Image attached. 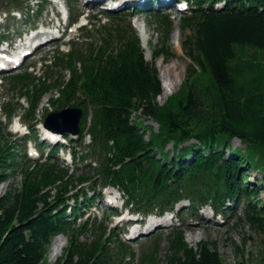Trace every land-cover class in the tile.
I'll list each match as a JSON object with an SVG mask.
<instances>
[{
	"label": "trees",
	"instance_id": "obj_1",
	"mask_svg": "<svg viewBox=\"0 0 264 264\" xmlns=\"http://www.w3.org/2000/svg\"><path fill=\"white\" fill-rule=\"evenodd\" d=\"M207 1L219 0H195L198 9L183 18L182 29L191 31L183 42L191 63L183 93L171 102L160 103L164 89L159 70L146 59L137 31L121 24L125 14H114L120 23L97 44L74 43L71 51L58 55L70 71L68 79L59 73L51 81L42 80L27 69L6 76L30 100L29 117L53 89L60 96L54 104L87 109L85 123L91 108L90 155L102 161L94 173L72 174L52 157L33 161L24 154L21 166L16 150L21 144L0 122V183L22 172L20 186L11 185L0 196V264H45L53 237L62 231L71 238L59 264H123L127 248L120 244L115 251L103 237L104 226L100 232L91 229L93 238L83 240L87 224L76 229L68 219V196L77 199L73 215L85 201L79 200L83 187L69 192L90 181L93 186L120 185L146 208L171 206L185 197L194 213L207 201L218 211H235L246 200L247 218L264 232V206L258 200L264 178L255 184L250 175L253 169L264 173V60L258 58L264 54V0H225L221 10L204 8ZM156 16L161 41L151 45L154 57L170 58L173 23L164 14ZM147 118L159 121L158 132L145 124ZM236 137L245 150L233 148ZM78 142L83 144V135ZM171 142L172 149L166 150ZM80 156L85 159L83 152ZM229 198L236 207L225 203ZM261 255L254 264H264V251ZM164 263L225 260L216 242L202 240L194 248L176 229ZM149 264L162 263L155 259Z\"/></svg>",
	"mask_w": 264,
	"mask_h": 264
},
{
	"label": "rangeland",
	"instance_id": "obj_2",
	"mask_svg": "<svg viewBox=\"0 0 264 264\" xmlns=\"http://www.w3.org/2000/svg\"><path fill=\"white\" fill-rule=\"evenodd\" d=\"M36 1H34V4H36ZM55 2L53 1L50 5H48V8L42 15V18L50 22L53 20L54 24H57L59 19L56 15L55 9H54ZM77 7L81 9V12L84 14H89L88 20L90 23H92V28L94 30V40H97L100 38V33L98 31L103 30V27H114V20L104 15L98 7H87L85 0H80L77 3ZM175 10H177L175 8ZM7 13H4L2 11V7L0 6V32H2L3 28L8 27H15L18 32L23 31L26 28L25 23L23 22V14L21 16L12 17L11 15L6 16ZM181 16V15H180ZM175 16H172L174 19V29L170 35V58H164V57H154V51L150 48L149 41L159 44L160 42V35L157 33L156 29V21L153 18L147 17L146 15H137L132 17L131 23L136 27L137 25L140 27V21L137 19H142L143 23L145 22V28L148 31L147 33V39L144 40L143 45L145 48V56L146 59L150 63H154L157 65V68L160 73V78L162 81L164 93L159 98V101L161 104L167 103V101L170 99V102L172 99L178 98L177 95L184 90L185 88H182L183 84L187 80L188 77V69L191 63V59L183 50V42L186 40V34H190L191 31L187 30L186 32L182 29L181 26V17L177 18ZM141 20V21H142ZM4 26V27H3ZM137 26V27H138ZM136 27V28H137ZM138 27V28H139ZM141 29V27H140ZM139 30V29H138ZM149 34V35H148ZM75 35V33H73ZM144 37V36H143ZM68 39V38H67ZM58 42L53 43L52 45H46L42 48L44 50L41 54H48L52 53L55 48H57ZM68 45H65V48H67ZM257 50H249V52L258 53ZM250 53H246V55H249ZM41 54L36 57H30L29 61L38 62ZM259 59L264 60V54L260 53L258 56ZM39 63L37 65V68H35V71H38ZM34 69V68H33ZM172 70V74L168 75V72ZM181 76V78H180ZM171 78V81L175 82L173 86V90L171 92H167L165 89V82L166 78ZM206 79L204 78L202 82H204ZM12 81L10 79H0V104L4 102H16L18 100V92L12 88ZM183 93V91H182ZM180 93V94H182ZM54 94V92L49 93L44 96L43 100L40 103L39 110L37 112V117L42 118L43 113L47 112V110L52 109V105L49 102V98ZM179 94V95H180ZM175 96V97H174ZM168 99V100H167ZM173 100V102H175ZM145 124L152 126V131L158 132L160 129V123L155 118H147L145 119ZM191 141H194L193 139ZM191 141L184 142L182 145H185ZM34 143V142H33ZM32 143V144H33ZM233 148H240L242 150H245V144L241 142L239 138H234L232 141ZM173 145L172 142L169 143L166 147L167 149H172ZM45 151H48V147L44 149ZM228 151V150H227ZM231 154L230 152L228 153ZM251 175V182L258 184L263 182L264 173L260 172L257 169H253V171L250 173ZM22 181V172H18L16 175H13L10 177L9 180L6 182H3L0 184V196L5 193V191L11 186H20ZM261 189V195L259 197L260 205L264 206V187ZM255 199L253 203H258ZM97 205H94L89 213H93L96 215H99V217H103V211L108 210V205L106 204V199L99 200ZM119 207H121L120 203H115ZM98 205L100 207H98ZM244 207V206H242ZM181 206L178 207L180 209ZM202 219H199V217H191L189 216L187 219V223H189V226L186 228L185 235L190 245L197 247V243L201 240H210L213 242H216L218 249L220 253L222 254L225 264H254L257 263L258 260L262 257V252L264 251V232L255 224H253L245 214V210L243 208L240 209L238 212V216H223L222 218L218 219L214 217L213 212L205 207L200 212ZM183 216V215H182ZM177 218L174 223L181 224V218ZM121 224V223H120ZM94 234V233H93ZM62 236L66 243L61 248V250L58 253H54L52 247L55 243V239L57 236L53 237L52 244L49 250L48 255L45 259V264H59L60 260L66 253V249L69 245V239L68 236ZM93 236V235H92ZM91 237V236H89ZM144 240V239H142ZM147 243V242H143ZM168 246V242L165 240L163 243V248L161 250V257L164 259V255L166 253V249ZM135 251L139 254L141 252V244H134ZM138 258V257H137ZM135 264H138V259H136Z\"/></svg>",
	"mask_w": 264,
	"mask_h": 264
},
{
	"label": "water",
	"instance_id": "obj_3",
	"mask_svg": "<svg viewBox=\"0 0 264 264\" xmlns=\"http://www.w3.org/2000/svg\"><path fill=\"white\" fill-rule=\"evenodd\" d=\"M82 115L83 109L79 107H69L61 110L56 109L46 117L45 124L55 131L77 133Z\"/></svg>",
	"mask_w": 264,
	"mask_h": 264
},
{
	"label": "bare ground",
	"instance_id": "obj_4",
	"mask_svg": "<svg viewBox=\"0 0 264 264\" xmlns=\"http://www.w3.org/2000/svg\"><path fill=\"white\" fill-rule=\"evenodd\" d=\"M138 21H140V27H141L142 35L144 36L145 39H147L148 31L144 27L145 25H144L143 21H141V20H138ZM170 74H172V70H170L168 72V75H170ZM180 78H181V76H180ZM174 83L175 82L171 81V78H169V77L166 78L165 89H166L167 92L168 91L171 92L173 90ZM150 222L152 224H154L156 222V220L151 219ZM65 243H66V241H65V239L62 236H57V238L55 239V243H54V245L52 247L54 253L55 252L58 253L61 250V248L65 245Z\"/></svg>",
	"mask_w": 264,
	"mask_h": 264
}]
</instances>
